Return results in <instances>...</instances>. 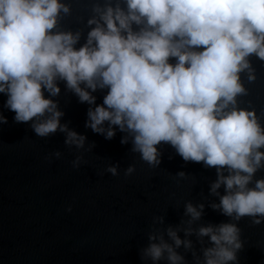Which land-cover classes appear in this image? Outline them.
<instances>
[{"label": "clouds", "instance_id": "obj_1", "mask_svg": "<svg viewBox=\"0 0 264 264\" xmlns=\"http://www.w3.org/2000/svg\"><path fill=\"white\" fill-rule=\"evenodd\" d=\"M118 0L93 11L84 46L74 47L80 33H53L61 12L70 8L60 0H0V93L16 123H30L38 137L65 133V144L83 148L85 136L61 124L57 81L66 83L80 103L90 105L85 127L111 140L115 128L126 133L132 150L149 165L160 163L158 146L170 144L185 162L216 168L210 193L220 198L214 210L239 220L264 216V179L249 188L264 167V128L255 112L237 110L236 97L244 94V70L254 80L248 58L264 61V0ZM133 24L140 26L134 31ZM95 25L93 28L92 26ZM203 48V51H195ZM176 58V64L169 63ZM83 85V87L81 86ZM108 89L96 106L92 93ZM91 90V91H89ZM95 106V107H91ZM0 114V124H7ZM107 123V127L105 124ZM60 158L61 153L54 154ZM81 157L73 161L79 168ZM126 170V175L134 172ZM113 176L117 167L107 169ZM227 172V175H225ZM178 175L183 178L185 173ZM224 186L225 195L218 190ZM72 209L69 208L70 212ZM204 205H185L189 224L201 219ZM256 224L260 220L254 221ZM154 223L163 224V217ZM193 234L191 228L185 235ZM198 237H209L205 264H232L237 259L239 230L230 223L200 227ZM149 235L142 260L153 264L167 253L170 264H183L176 248H191L177 230ZM158 241V242H157Z\"/></svg>", "mask_w": 264, "mask_h": 264}, {"label": "water", "instance_id": "obj_2", "mask_svg": "<svg viewBox=\"0 0 264 264\" xmlns=\"http://www.w3.org/2000/svg\"><path fill=\"white\" fill-rule=\"evenodd\" d=\"M60 2L70 13L61 12L53 33L79 32L74 46L79 50L92 30L89 19L99 18L93 9L107 4L115 7L118 0ZM119 2L126 9L123 0ZM133 30L138 32L140 26L133 24ZM248 60L255 79H249V70L239 73L245 93L236 97L235 107L255 112L264 128V61L255 55ZM176 62V58L169 59L172 65ZM57 86L61 89L58 97H50L47 91L44 96L58 103L64 113L61 124L86 137L83 148L66 145L65 133L41 138L31 122L16 123L15 113L4 106L8 97L0 93V114L8 121L0 124V264H153L141 259V250L149 245L150 234L164 235L175 248L166 235L168 227L177 230L181 240L191 242V248L175 249L183 264H205L204 250L213 245L196 231L227 223L238 228L242 245L232 264H264V216L237 220L211 207L220 203L219 196L210 193V185L217 180L216 168L185 162L165 143L158 146L160 163L149 165L132 150L131 137L127 144L121 143L126 133L118 127L111 140L85 127L90 105L80 103L65 82L57 81ZM107 92L92 93L96 106L103 104ZM56 152L61 153L59 159ZM77 157L82 159L79 168H74ZM109 167H117L118 174L109 173ZM129 167L135 170L126 175ZM180 172L185 173L183 178ZM260 179H264V167L257 170L249 188ZM218 192L225 195L224 186ZM189 202L204 205L201 219L191 224L185 215ZM156 217H163L164 223H154ZM189 228L193 234L186 236ZM157 264H170L167 253Z\"/></svg>", "mask_w": 264, "mask_h": 264}]
</instances>
